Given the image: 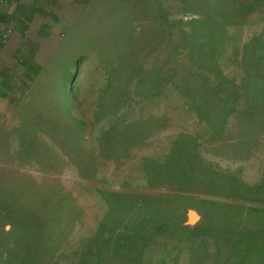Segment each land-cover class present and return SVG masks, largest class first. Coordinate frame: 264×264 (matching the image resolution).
<instances>
[{
  "label": "rangeland",
  "instance_id": "374dc122",
  "mask_svg": "<svg viewBox=\"0 0 264 264\" xmlns=\"http://www.w3.org/2000/svg\"><path fill=\"white\" fill-rule=\"evenodd\" d=\"M50 3L18 109L55 149L0 154V264H264V0Z\"/></svg>",
  "mask_w": 264,
  "mask_h": 264
},
{
  "label": "crops",
  "instance_id": "0c3cea01",
  "mask_svg": "<svg viewBox=\"0 0 264 264\" xmlns=\"http://www.w3.org/2000/svg\"><path fill=\"white\" fill-rule=\"evenodd\" d=\"M50 1L52 0H0V154H12L13 149L18 148L21 143L20 138L24 139L21 143L24 147L29 142L35 144L37 154H52L49 147L54 139V125L47 122L48 117L45 121L46 114L38 116L35 128L33 124L20 118L23 113L33 116L31 109H18L24 95L26 97L27 88L36 82L37 76L45 69L42 68L43 64L49 62V54L57 40L68 29L63 24L60 30L57 28V21L61 22L62 15L58 18L54 9L61 11L57 9L61 7L52 5ZM10 21H15L13 31L6 40H2L1 34ZM69 70L72 74L73 68ZM34 118L30 119L31 123ZM44 127L47 130L41 129ZM15 129L31 130L26 136H18ZM259 145L260 143L256 147V158L260 163L256 169L262 172L264 149L259 148ZM52 149L55 147L51 146Z\"/></svg>",
  "mask_w": 264,
  "mask_h": 264
},
{
  "label": "built area",
  "instance_id": "2783aa9c",
  "mask_svg": "<svg viewBox=\"0 0 264 264\" xmlns=\"http://www.w3.org/2000/svg\"><path fill=\"white\" fill-rule=\"evenodd\" d=\"M13 26H14V24H13V22L11 21V22L7 25V27H5V29L3 30L2 34H1V39H2V40H6V39L11 35V33H12V31H13Z\"/></svg>",
  "mask_w": 264,
  "mask_h": 264
},
{
  "label": "water",
  "instance_id": "95a60500",
  "mask_svg": "<svg viewBox=\"0 0 264 264\" xmlns=\"http://www.w3.org/2000/svg\"><path fill=\"white\" fill-rule=\"evenodd\" d=\"M199 220L198 216H197V219H194L193 221H190L189 218H188V224H194L195 222H197Z\"/></svg>",
  "mask_w": 264,
  "mask_h": 264
},
{
  "label": "bare ground",
  "instance_id": "6f19581e",
  "mask_svg": "<svg viewBox=\"0 0 264 264\" xmlns=\"http://www.w3.org/2000/svg\"><path fill=\"white\" fill-rule=\"evenodd\" d=\"M194 219H197L196 216H195L194 214H191L189 220H190V221H193Z\"/></svg>",
  "mask_w": 264,
  "mask_h": 264
}]
</instances>
